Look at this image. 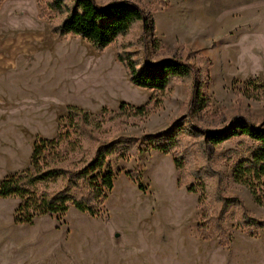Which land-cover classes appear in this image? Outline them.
Returning a JSON list of instances; mask_svg holds the SVG:
<instances>
[{
	"label": "rangeland",
	"instance_id": "rangeland-1",
	"mask_svg": "<svg viewBox=\"0 0 264 264\" xmlns=\"http://www.w3.org/2000/svg\"><path fill=\"white\" fill-rule=\"evenodd\" d=\"M62 1L64 8L72 9L71 0ZM95 1L104 5L117 0ZM49 2L37 0L47 30L45 49L37 60L43 67L33 72L35 78L13 87L48 95L50 102L38 115L31 109L35 104H28V118L19 119L24 134L11 133L0 120V180L30 169L31 144L23 140L38 131L45 140L59 136L53 165L73 173L91 162L99 148L113 146L101 171L80 181L79 189H69L60 181L52 190L85 197L91 176L93 185L100 184L108 171L113 186L93 218L69 207L62 216L15 224L14 210L22 200L0 199V264H100L114 239L126 246L136 241L154 244L158 264L201 258L217 264L225 257L238 261L264 257V229L259 227L264 222V178L262 187H255L262 201L258 205L232 177L235 165L249 156L254 144L238 136L216 148L204 147L211 169L223 178L226 196L239 198L253 220H244L241 209L231 205L221 232L214 230L220 209L214 197L216 177L207 172L206 154L200 147L206 130H222L236 120L264 129V0H141L154 23L153 37L160 43L155 50L150 47L149 59L158 62L176 55L195 70H203L205 103L192 111L188 107L191 80L171 79L163 91L144 90L130 82L118 62V50L127 46V52L143 62V50L136 44L140 24L97 51L80 37L52 33L51 26L64 13L49 10ZM67 106L85 111L89 123L68 121ZM138 108L148 114H137ZM64 111L57 124V115ZM20 139L22 144H15ZM159 146L171 149L163 153ZM200 224L207 230L206 240L198 234Z\"/></svg>",
	"mask_w": 264,
	"mask_h": 264
},
{
	"label": "trees",
	"instance_id": "trees-1",
	"mask_svg": "<svg viewBox=\"0 0 264 264\" xmlns=\"http://www.w3.org/2000/svg\"><path fill=\"white\" fill-rule=\"evenodd\" d=\"M48 6L51 11L64 13L60 22L51 26L52 33L58 36L80 37L89 42L97 51H102L117 37L127 34L133 24H140L141 32L136 44L143 50V62L140 64L127 52L128 46L120 48L117 52V60L123 65L130 82L140 89L163 91L168 87L171 79L191 80L188 87L190 111L194 107L200 108V105L205 103L203 102L205 99L201 96L203 70H195L192 65L176 55L158 62H152L149 59L150 47L155 50L160 43L156 42L153 37L154 23L149 11L142 6L141 0H117L104 5L95 0H71V10L64 8L62 0H50ZM123 107V105L119 106L120 109ZM136 113L143 116L148 114L143 108L136 109ZM67 119L70 122L80 121L83 125L90 121L89 115L76 107L67 108ZM238 136L249 139L254 145L249 150V156L235 165L232 172L233 180L246 187L254 202L262 205L255 187H262L261 179L264 178V129L236 120L222 130H206L200 147L201 149L206 146L216 148ZM59 142V136L53 140L36 139L31 150L30 169L25 173L11 174L0 180V199L18 197L22 200L14 210L15 224L30 225L36 217L46 215L62 216L69 207L89 217H96L99 213L98 206L106 199L107 192L112 189L113 175L108 171L102 174L100 184L96 182L93 185L91 181L95 178L91 176L90 190L85 197L70 196L66 190H52V187L60 181L66 182L69 189H79L80 181L87 180L90 175L100 172L106 157L113 152V146L99 148L91 162L80 172L73 173L53 165L57 157L55 149ZM170 149L158 147V150L163 153H169ZM203 151L206 154L207 172L216 177L214 197L220 205L219 211L215 214L214 230L223 231L222 219L226 209L231 205L241 209L244 220L253 221L246 215L239 198L226 196L222 186L223 178L211 169L210 156L205 149ZM132 180L137 182L135 177H132ZM139 188L141 189V185ZM201 219L203 223L207 221L204 216ZM259 225L261 229H264V222H260ZM197 231L203 240L208 238L205 225L197 226Z\"/></svg>",
	"mask_w": 264,
	"mask_h": 264
},
{
	"label": "crops",
	"instance_id": "crops-1",
	"mask_svg": "<svg viewBox=\"0 0 264 264\" xmlns=\"http://www.w3.org/2000/svg\"><path fill=\"white\" fill-rule=\"evenodd\" d=\"M39 14L37 0H3L0 3V120L2 126L6 124L10 132L17 135L24 134V122L19 119L28 118L26 113L29 110L28 104H35L31 109L37 110L36 115H38V110L44 111V105L50 102L48 95L31 94V90L27 92L26 89L19 90L13 87L14 84L35 78L33 72L43 67L37 60L39 54L45 49L46 35L44 33L47 30L45 22ZM16 94L18 97L15 99ZM20 102L26 104L16 108L10 106L11 103ZM64 115L65 111L63 114L57 115V124L60 123V118ZM15 117L17 120L13 119ZM28 133L29 131L25 133V136H29ZM32 137L23 140L26 144H31V149L36 139H44L39 136L38 131H34ZM21 141L20 139L15 144L20 145ZM118 242H120L119 239L110 242L108 251L103 255L100 264H158L154 244L150 245L147 241H144L145 244H140L136 241L133 245L126 246L125 244L120 245ZM130 247L134 249L128 250ZM236 259L235 257H225L223 262L217 264H264V257L260 260H254L252 257H248L244 261ZM166 263L211 264L204 258L200 260H170Z\"/></svg>",
	"mask_w": 264,
	"mask_h": 264
}]
</instances>
